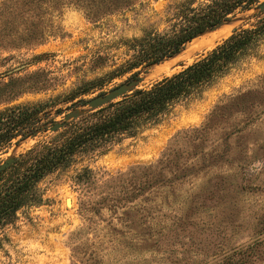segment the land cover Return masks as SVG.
Masks as SVG:
<instances>
[{
	"label": "rangeland",
	"instance_id": "obj_1",
	"mask_svg": "<svg viewBox=\"0 0 264 264\" xmlns=\"http://www.w3.org/2000/svg\"><path fill=\"white\" fill-rule=\"evenodd\" d=\"M181 1L135 0L93 17L66 0H6L0 7V109L31 105L32 125L61 120L78 99L106 91L132 71L136 86H147L264 16L256 0L173 55L115 75L131 56V38L166 29ZM206 122L204 131L194 130ZM61 129L17 145L12 138L0 147V161ZM166 147L172 163L163 170L165 186L133 194L143 179L137 165L155 162ZM181 161L195 165L174 179L171 165ZM84 166L92 172L87 178ZM35 187L40 200L18 207L0 226V264H264V35L196 96L134 135L76 152Z\"/></svg>",
	"mask_w": 264,
	"mask_h": 264
},
{
	"label": "trees",
	"instance_id": "obj_2",
	"mask_svg": "<svg viewBox=\"0 0 264 264\" xmlns=\"http://www.w3.org/2000/svg\"><path fill=\"white\" fill-rule=\"evenodd\" d=\"M10 1L13 3L14 0ZM58 1L60 0H54ZM254 1L256 0H205L195 5H192L191 0L181 1L176 6L173 20L166 29L161 31L144 29L139 36L131 38L127 43V47L132 49L131 56L113 70L114 74H123L135 67L157 63L173 55L192 37L228 18L235 10L247 8ZM66 2L84 8L86 15L95 17L100 13L123 10L135 0H66ZM1 3L4 5L6 0ZM263 35L264 16L252 26H239L233 29L214 46L178 70L162 75L147 86L133 88L119 98L85 112L83 116L70 119L50 140L36 142L25 149L9 166L0 171V175L7 172L0 179V226L11 222L18 207L40 200L35 184L45 173L64 165L76 152L104 147L121 134L134 135L143 124L157 121L160 115L176 103L196 96L205 85L224 74L238 56ZM136 73L137 70L132 71L130 77ZM230 103L216 106L207 119H211L217 110L228 107ZM33 115L34 107L28 104L0 109V147L9 143L12 138L15 140L23 138L32 131L38 125H32L35 118ZM206 124L207 122L199 128L195 127L194 130L202 132ZM178 137L179 135L175 136L172 141ZM171 153L172 148L166 147L162 156L155 162L137 165L143 179L135 183L136 191L133 194L139 193L137 191L144 186L147 188L165 186L167 179L163 170L172 163ZM211 154L213 152H204L202 156ZM194 165L195 163L187 165L183 161L173 163L171 165L175 170L173 178H182ZM174 170L171 167L167 168L170 173ZM83 171L84 178L92 173L87 166L82 168L81 172Z\"/></svg>",
	"mask_w": 264,
	"mask_h": 264
},
{
	"label": "water",
	"instance_id": "obj_3",
	"mask_svg": "<svg viewBox=\"0 0 264 264\" xmlns=\"http://www.w3.org/2000/svg\"><path fill=\"white\" fill-rule=\"evenodd\" d=\"M257 8H258V10L264 9V0H261L257 4ZM228 18L223 19V20L219 21L218 23H216L215 25H213L212 27L206 28V29H212V28L220 25L222 22L226 21ZM138 80H139V77L137 74H135L134 76L127 78L126 80L121 81L118 84L110 87L106 91L99 92V93H97L91 97L86 98V99H82V98L78 99L77 103L75 102V106L70 107L68 110H66L62 114L61 120H52L49 124L42 123V124L36 126L25 137L17 139L14 142L15 145L19 144V142L21 140L25 139L26 137H33L36 133H38L40 131H44L46 129H48L50 131H54V130L60 128L63 124H65L70 119L78 117L79 115H81V113H83V112L85 113L88 110H93V109H95V108H97V107H99V106H101V105H103L109 101H113V100L119 98L123 94L131 91L133 88H136L137 87L136 84H137ZM78 105H87V108L86 109L85 108L84 109L78 108ZM16 157L17 156H15L13 154L6 155L0 161V171L5 169L7 166H9L15 160Z\"/></svg>",
	"mask_w": 264,
	"mask_h": 264
},
{
	"label": "bare ground",
	"instance_id": "obj_4",
	"mask_svg": "<svg viewBox=\"0 0 264 264\" xmlns=\"http://www.w3.org/2000/svg\"><path fill=\"white\" fill-rule=\"evenodd\" d=\"M65 204L68 205V204H69V200H66V201H65Z\"/></svg>",
	"mask_w": 264,
	"mask_h": 264
}]
</instances>
